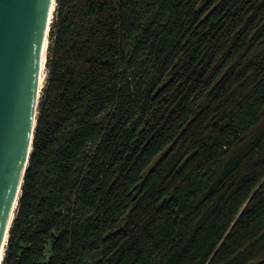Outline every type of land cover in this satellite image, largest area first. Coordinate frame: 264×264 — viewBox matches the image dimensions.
Wrapping results in <instances>:
<instances>
[{"label":"trees","instance_id":"obj_1","mask_svg":"<svg viewBox=\"0 0 264 264\" xmlns=\"http://www.w3.org/2000/svg\"><path fill=\"white\" fill-rule=\"evenodd\" d=\"M3 264H264V0H57Z\"/></svg>","mask_w":264,"mask_h":264},{"label":"water","instance_id":"obj_2","mask_svg":"<svg viewBox=\"0 0 264 264\" xmlns=\"http://www.w3.org/2000/svg\"><path fill=\"white\" fill-rule=\"evenodd\" d=\"M56 1L0 0V264L33 150L40 68Z\"/></svg>","mask_w":264,"mask_h":264},{"label":"bare ground","instance_id":"obj_3","mask_svg":"<svg viewBox=\"0 0 264 264\" xmlns=\"http://www.w3.org/2000/svg\"><path fill=\"white\" fill-rule=\"evenodd\" d=\"M56 7V4H54L52 8V13H51V19L54 13V9ZM48 37L45 39V45H44V50H43V57H42V62H41V68H40V76H39V95H41L45 78H46V53L48 49Z\"/></svg>","mask_w":264,"mask_h":264},{"label":"rangeland","instance_id":"obj_4","mask_svg":"<svg viewBox=\"0 0 264 264\" xmlns=\"http://www.w3.org/2000/svg\"><path fill=\"white\" fill-rule=\"evenodd\" d=\"M47 74V73H46Z\"/></svg>","mask_w":264,"mask_h":264}]
</instances>
